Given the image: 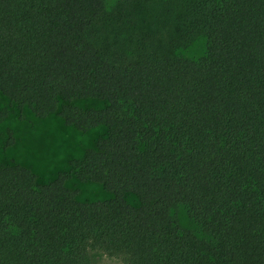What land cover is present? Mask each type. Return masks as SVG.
Here are the masks:
<instances>
[{
    "label": "trees",
    "instance_id": "1",
    "mask_svg": "<svg viewBox=\"0 0 264 264\" xmlns=\"http://www.w3.org/2000/svg\"><path fill=\"white\" fill-rule=\"evenodd\" d=\"M144 1L118 0L117 15L149 36L148 21L181 18L205 53L107 49V0H0V95L39 118L62 101L67 125L106 128L47 183L0 163V264H264V0ZM71 173L112 197L78 200Z\"/></svg>",
    "mask_w": 264,
    "mask_h": 264
},
{
    "label": "rangeland",
    "instance_id": "2",
    "mask_svg": "<svg viewBox=\"0 0 264 264\" xmlns=\"http://www.w3.org/2000/svg\"><path fill=\"white\" fill-rule=\"evenodd\" d=\"M117 1L107 0L105 25L107 27V49H127L130 54L170 55L180 54L195 59L206 51V36L193 30L194 27L183 22L181 18L167 17L164 23L154 19L150 23V36L142 32L144 23L137 15L135 19H120L117 15ZM166 0L144 1V6L154 5ZM146 24V23H144ZM165 30V31H163ZM155 33V35H154ZM46 118L36 117L27 107H19L4 95H0V109L9 111L5 120L0 123V163H18L32 170L40 183L54 180L61 172H71V160L80 159L87 149H95L97 140L106 134L105 126H98L87 132H81L65 123L59 110ZM81 109L103 108L107 102L94 98H83L72 101ZM67 186L79 189L78 200H106L112 195L105 191L101 184L91 181L82 182L71 173ZM126 199L133 205L138 199L127 194ZM181 227L191 229L204 236L200 226L189 216L185 206L174 209ZM91 264H124L120 259L101 252L92 254Z\"/></svg>",
    "mask_w": 264,
    "mask_h": 264
}]
</instances>
